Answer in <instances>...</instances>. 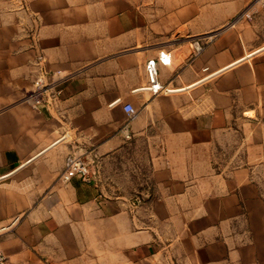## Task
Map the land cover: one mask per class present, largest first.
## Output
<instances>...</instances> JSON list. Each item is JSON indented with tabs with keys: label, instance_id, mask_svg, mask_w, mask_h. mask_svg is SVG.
Returning <instances> with one entry per match:
<instances>
[{
	"label": "crops",
	"instance_id": "crops-1",
	"mask_svg": "<svg viewBox=\"0 0 264 264\" xmlns=\"http://www.w3.org/2000/svg\"><path fill=\"white\" fill-rule=\"evenodd\" d=\"M253 1L0 0L8 264H264V7ZM162 53L171 63L158 62L154 93L147 63ZM56 71L61 99L25 103ZM70 155L90 163L89 182L60 180Z\"/></svg>",
	"mask_w": 264,
	"mask_h": 264
},
{
	"label": "built area",
	"instance_id": "built-area-1",
	"mask_svg": "<svg viewBox=\"0 0 264 264\" xmlns=\"http://www.w3.org/2000/svg\"><path fill=\"white\" fill-rule=\"evenodd\" d=\"M254 7H264V0H254ZM199 49V46L197 47ZM158 62L164 65L171 63V58L167 54H160L157 60H150L147 63V75L150 83L149 89L158 93L162 87L158 81ZM65 76L62 71H56L50 74H43L38 77L33 84V89L27 91L23 100L28 105L33 107H52L59 101L63 95L62 83ZM127 115L132 118L137 115V111L132 105H125L124 107ZM92 173L90 171V163H88L81 156L70 155L66 158L65 169L60 175V180L63 183H69L75 178H79L84 182H89ZM0 264H8L7 258L3 253L0 245Z\"/></svg>",
	"mask_w": 264,
	"mask_h": 264
},
{
	"label": "rangeland",
	"instance_id": "rangeland-1",
	"mask_svg": "<svg viewBox=\"0 0 264 264\" xmlns=\"http://www.w3.org/2000/svg\"><path fill=\"white\" fill-rule=\"evenodd\" d=\"M241 16H246V17H250V15L247 13V12H245V13H243Z\"/></svg>",
	"mask_w": 264,
	"mask_h": 264
}]
</instances>
